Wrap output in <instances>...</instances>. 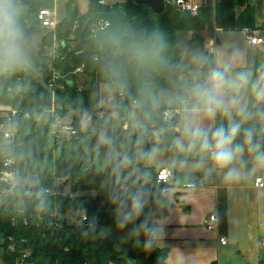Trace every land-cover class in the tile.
<instances>
[{
  "label": "trees",
  "instance_id": "1",
  "mask_svg": "<svg viewBox=\"0 0 264 264\" xmlns=\"http://www.w3.org/2000/svg\"><path fill=\"white\" fill-rule=\"evenodd\" d=\"M79 1H70L71 16L56 27L59 57L46 60L47 66L58 75L54 90H50L47 83L30 93H14L11 111H16L13 123L17 131L12 140H6L0 131V173L6 170L4 163L13 159L15 163L10 169L18 176L38 179L33 186L4 185L6 193L0 205V255L3 264H125L128 260L133 264H166L168 251L157 248L153 238L151 247L138 246L135 251L122 252L113 241L101 237V230L115 222V207L110 196L120 185L111 169L105 168L103 152L98 155L94 151L97 137L92 128H98L107 120L113 134L121 140L127 137L123 108L143 80L131 58L133 49L162 47L164 66L152 72L151 82L156 90L182 93V75L212 68L204 53L203 32L214 27L235 30L236 11L250 0H216L215 6H201L194 17L179 10L177 0H166V11L162 15L136 5L134 0L112 7L102 5V0H89L88 10L82 15ZM114 11L126 15L134 37L116 47L101 48L92 27L85 31L84 26L95 14ZM182 32H192V43L203 51L201 59L190 67L183 63L177 42ZM114 69L122 72L127 92L123 96L119 92L112 95L122 105L117 118L102 120V113L114 111L113 108L103 109L100 101L101 86L109 84ZM81 77L88 81L80 83ZM259 110L264 113V107ZM11 111L6 114L12 116ZM5 115L1 124L7 122ZM84 116H92L89 131L83 128ZM64 118L77 130L76 136H66L55 128L57 120ZM216 119L220 127L226 118L218 113ZM164 123L159 119L153 127ZM166 127V150H174L171 145L176 135L172 130L179 127V119L169 120ZM247 128H253L255 138L264 143V124L250 123ZM236 143H243V132L237 136ZM145 147H151V143ZM139 167L143 172L145 163L141 162ZM141 185L148 190L149 197L140 219L145 215L153 221L167 217L170 203L162 188L169 189L171 185L159 187L156 180L153 184L143 177L135 183L128 181L132 191ZM76 213L81 217L72 224L67 216L77 218ZM130 227L133 224L121 231L126 233ZM135 236L138 245L144 244L143 233H135Z\"/></svg>",
  "mask_w": 264,
  "mask_h": 264
},
{
  "label": "crops",
  "instance_id": "2",
  "mask_svg": "<svg viewBox=\"0 0 264 264\" xmlns=\"http://www.w3.org/2000/svg\"><path fill=\"white\" fill-rule=\"evenodd\" d=\"M70 1L14 0L20 13L19 26L27 61L15 71L0 75V128L1 118L12 110L14 93L33 92L39 86L46 85L53 76L46 60L58 50L56 29L44 27L37 18V13L42 9L53 12L57 27L61 21L71 16L73 10L69 7ZM82 1H79L80 4ZM127 1L102 0L104 5L110 7ZM191 1L201 6L204 0ZM253 30L258 31V36L264 39V0H250L247 5L237 9L235 30L217 28L216 31H204L202 35L205 46L210 36L216 37L214 68H229L231 74L249 71L255 80L261 66H264V44L252 46L248 43L249 34ZM182 33H186L185 45L183 49L179 44L178 46L183 53V63L190 67L198 61L193 57L200 58L203 51L192 43V32ZM207 72L203 69L190 71L182 75L180 81L190 82L194 75H199L202 79ZM236 96L237 108H243L247 114L242 132L250 123L263 125L264 113L259 108L264 107V102L256 101L251 83ZM105 103L106 106L101 103V107L111 109L108 106L113 102H110L109 96ZM224 116L226 119L222 121L223 126L228 125L230 118L237 121L241 119L236 109H233L231 117ZM216 117L203 122L209 133L219 127ZM177 118L179 127L172 130V134L176 136L182 131V118L180 115ZM174 158L186 160L187 163L173 168L170 165ZM199 160L200 156L196 153L165 150L154 163L155 180L159 171L164 168L171 169L174 175L166 194L170 213L163 219L155 220L163 227L162 231L152 237L157 248L168 251L166 264H264V190L256 187L257 179L264 181V168L254 167L250 154L245 150L243 160L246 163L242 166V174L238 179L226 182L224 174L214 169L210 161H205L198 167ZM37 183L36 177H20L16 174L10 185L33 186ZM5 193L4 185L0 183V205ZM214 213L218 215V227L210 231L204 222ZM222 238L227 240L226 245L220 243ZM0 264H3L1 255Z\"/></svg>",
  "mask_w": 264,
  "mask_h": 264
},
{
  "label": "clouds",
  "instance_id": "3",
  "mask_svg": "<svg viewBox=\"0 0 264 264\" xmlns=\"http://www.w3.org/2000/svg\"><path fill=\"white\" fill-rule=\"evenodd\" d=\"M19 9L14 0H0V75L11 73L27 61L23 47V34L19 26ZM122 37L116 33L117 42ZM162 47L155 45L135 48L131 58L142 84L135 95H129V103L123 108L127 122V137L119 139L110 131L108 121L98 128L93 127L96 135L94 151L103 152L105 168L111 169L112 176L120 189L110 196L115 207V223L123 229L133 224L132 233L145 235V247H151L152 237L162 231V225L150 220L144 213L148 203L149 192L141 185L135 191L128 187V181L138 182L143 176L139 165L141 162L151 164L166 150V123L172 116H181V134L172 141V148L177 153H196L200 156L197 166L210 161L212 167L222 172L226 182L240 177L245 150L250 154L254 167L264 168V143L255 138L253 128L243 129V143H236L237 136L247 119L243 108H237V96L241 90H251L257 102H264V66H261L255 80L249 71L230 73L229 68H211L201 79L194 75L190 82L180 84L182 93L156 90L151 82L152 72L164 66ZM194 60L201 58L194 56ZM109 97L119 92H127V81L119 70H113L107 85ZM113 116L122 108L119 101L112 103ZM233 109L240 120L229 119L227 127L220 126L209 133L203 126L205 119L213 120L218 113L231 117ZM163 119L164 124L154 128L153 124ZM87 129V125H85ZM134 137V139H133ZM151 143V147H145ZM131 145V147H130ZM187 163L183 159H173L171 167H181Z\"/></svg>",
  "mask_w": 264,
  "mask_h": 264
},
{
  "label": "built area",
  "instance_id": "4",
  "mask_svg": "<svg viewBox=\"0 0 264 264\" xmlns=\"http://www.w3.org/2000/svg\"><path fill=\"white\" fill-rule=\"evenodd\" d=\"M101 4H103V2L101 1ZM216 4V0H204L203 1V7H207V6H215ZM176 6L178 7L179 10L184 11L186 13H189L191 16H197L198 15V11L200 9L201 6H198L196 4H194L191 0H177L176 1ZM37 18L42 22V25L44 27H51L56 29V25H55V21H54V14L53 12H51L48 9H42L37 13ZM109 26L108 22H97L92 26V30L94 35L96 34V32L100 29H105L106 27ZM217 28L214 27V31H216ZM57 41V39H56ZM58 43V42H57ZM248 43L252 46H259L264 44V39L260 38L258 36V31L253 30L252 32H250L249 37H248ZM216 49H217V41H216V37L215 36H210L209 37V41L205 46V51L206 54L209 58L211 67L214 68V57H215V53H216ZM59 57V54L57 52V50H55V52L53 53V55L50 57L51 59H56ZM49 67L52 69L53 72V76L50 78V80L48 81V88L50 90H54L55 86H56V82H57V72L49 65ZM81 71V70H79ZM63 88V87H61ZM53 96H55V94L53 93ZM115 97L110 98V102H114ZM52 113L55 114V109L53 108ZM10 114H6L5 117L7 118V122L5 124H1V128L0 131L3 132L4 134V138L6 140H12L13 137L15 136V133L17 131L16 125L13 123V117L16 115V111H11V115ZM179 116V114L174 115L171 117L170 120L175 119ZM117 118V115L113 116V112L108 111L107 113H102L100 115V119L102 120H115ZM92 116L88 117V121L91 122ZM55 128L62 134L66 135V136H76L77 135V130L72 127L69 122H62L59 120H57ZM14 160L13 159H9L4 163V166L6 168V170H4L3 172L0 173V183H4L7 185H10L12 182L13 177L16 175V172L14 170H11L10 168L14 165ZM174 178L173 175V171L169 168H164L161 169L159 171V173L157 174L156 177V184L159 187H162L164 185H171L172 184V180ZM11 187H15L13 185H10ZM256 187L259 189L264 190V181L263 179L259 178L256 180ZM169 189L166 188H162V193L164 195H166L168 193ZM84 220H86V218H84ZM204 224L206 225V227L208 228V230L212 231L215 230L218 227V215L217 214H211L204 222ZM220 243L223 245L227 244V240L225 238H222L220 240Z\"/></svg>",
  "mask_w": 264,
  "mask_h": 264
},
{
  "label": "rangeland",
  "instance_id": "5",
  "mask_svg": "<svg viewBox=\"0 0 264 264\" xmlns=\"http://www.w3.org/2000/svg\"><path fill=\"white\" fill-rule=\"evenodd\" d=\"M88 3L89 2L87 0H83L81 2V4L79 2V12H80V14L83 15L84 12L88 10ZM185 36H186V33H182V34L178 35V44H179V46L182 49H183V47L185 45L184 44ZM204 53H206L205 49H204ZM86 81H88V80L86 78H84V77H81L79 79L80 83H84ZM107 96H109V93L107 91V84H103L101 86V103L104 104L105 106H106L105 102H106ZM108 107L113 108L112 104L110 106H108ZM60 121L67 122L68 119L64 118V119H61ZM81 122H82L84 130H86V131L91 130V125H90L89 121L87 122V116H84L81 119ZM85 125H87V129H86ZM154 163L155 162H153L151 164H147L146 168L143 170V171H145L144 172L145 179L149 180L153 184L155 183V176H156V173L154 172V167H155ZM3 185H7V184L3 183ZM76 216H77V218L71 216V214L68 215L67 217H68L69 222H71L72 224L79 222L81 214L80 213H76ZM131 228L132 227H130L128 232L123 233L121 231V229L114 222L113 225L105 227L104 229H102L100 235L103 238H106V239H109V240L113 241L115 243V245H116V248L119 249L122 252L135 251L138 246L141 249H145L146 248L145 244L138 245L135 233H132L130 231ZM125 264H133V261L128 260V261L125 262Z\"/></svg>",
  "mask_w": 264,
  "mask_h": 264
},
{
  "label": "water",
  "instance_id": "6",
  "mask_svg": "<svg viewBox=\"0 0 264 264\" xmlns=\"http://www.w3.org/2000/svg\"><path fill=\"white\" fill-rule=\"evenodd\" d=\"M134 3L140 7H148L157 15H162L166 11V0H134ZM97 22L109 23L108 27L98 30L95 34V41L101 48L116 47L123 40L134 37L128 19L122 11L97 13L86 22L84 30L88 31ZM116 33L122 37L118 42L113 39Z\"/></svg>",
  "mask_w": 264,
  "mask_h": 264
}]
</instances>
